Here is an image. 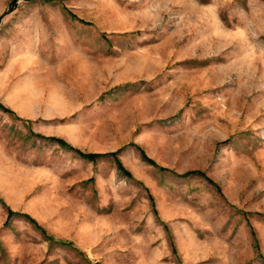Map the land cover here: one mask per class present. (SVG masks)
Instances as JSON below:
<instances>
[{
    "label": "rangeland",
    "instance_id": "obj_1",
    "mask_svg": "<svg viewBox=\"0 0 264 264\" xmlns=\"http://www.w3.org/2000/svg\"><path fill=\"white\" fill-rule=\"evenodd\" d=\"M10 1L0 264H264V0Z\"/></svg>",
    "mask_w": 264,
    "mask_h": 264
},
{
    "label": "trees",
    "instance_id": "obj_2",
    "mask_svg": "<svg viewBox=\"0 0 264 264\" xmlns=\"http://www.w3.org/2000/svg\"><path fill=\"white\" fill-rule=\"evenodd\" d=\"M13 3H15V0H11L10 1L8 9H11V7H13ZM6 109H8V108L6 107ZM46 137L47 138L57 139V141L59 143H61L62 145H64V143H65L64 140L62 138L58 137V136H46ZM75 151L78 152L82 157H85V158L87 157V158H89L91 160H93L96 155H101V154H105L106 153V152H103V153H100V152L99 153L98 152L97 153H95V152H84L81 149L76 148V147H75ZM117 165H118V169L121 168V164L118 163ZM10 214H19V215H21L20 213L14 212L12 210L8 211V215H10ZM22 216H26L27 217L28 215L22 214ZM43 233L45 234V236L47 237V239L49 241H54L52 236L47 234L45 231H43ZM59 242H61L63 244H66V245H71V241H68V240H62V241H59Z\"/></svg>",
    "mask_w": 264,
    "mask_h": 264
}]
</instances>
